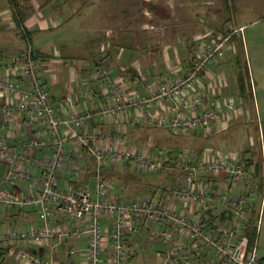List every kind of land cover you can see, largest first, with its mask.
<instances>
[{"label": "built area", "instance_id": "built-area-1", "mask_svg": "<svg viewBox=\"0 0 264 264\" xmlns=\"http://www.w3.org/2000/svg\"><path fill=\"white\" fill-rule=\"evenodd\" d=\"M227 39L201 38L185 73L140 85L115 81L98 62L92 76L98 98L65 113L52 104L30 45L0 64V210L35 216L0 232V247L18 264H55L57 248L66 254L62 264H129V239L140 232L156 244L158 264H264L246 234L251 223L258 234L264 209V174L260 188L250 158L210 149L151 155L106 128L142 120L189 135L231 119L232 100L207 99L198 88L223 58ZM121 163L138 175L171 178L126 196L112 191L104 175ZM88 170L92 190L81 179Z\"/></svg>", "mask_w": 264, "mask_h": 264}, {"label": "crops", "instance_id": "crops-1", "mask_svg": "<svg viewBox=\"0 0 264 264\" xmlns=\"http://www.w3.org/2000/svg\"><path fill=\"white\" fill-rule=\"evenodd\" d=\"M237 3L238 0H228L226 6L222 0H0V64L13 57L28 42L39 55L40 68L52 104L61 113L82 110L91 105V97L98 98L92 78L98 62H104L110 67L115 81L127 85H140L161 77H171L175 73H185L197 53L200 39L213 38L212 31L219 28V25H212V18L216 20L219 17L221 28L229 27L231 32L237 31ZM216 5L220 7L216 8ZM16 18L20 19L21 26L25 28L27 41L19 33ZM82 23L86 28L82 41H71L69 30L74 26L78 29ZM236 43H226L223 58L210 67L198 83V88L207 99L232 100L235 106L233 116L192 135L201 133L206 137L216 131L228 136L232 127L237 128L236 138L244 134L245 153L258 166L261 177L259 187L262 188L264 119L258 117V111H255L253 96L249 99L239 96ZM138 125L151 127L140 120L135 126L127 121H115L106 128L114 134L124 135L127 145L147 150L150 135L142 133L143 130L138 133ZM237 139L229 148L220 146L219 151L243 154L244 151L236 149L239 143ZM257 143L259 159L252 156L253 147ZM116 166H108L104 170L105 179L112 191H116L122 184L118 178L122 177L119 173L121 171H115ZM129 170L133 172L132 168ZM115 172L117 176L114 179L112 175ZM81 179L90 190L93 189L94 180L90 170ZM134 193L143 194V191ZM1 211L7 213H0V232L8 227L35 221V217L20 211L18 213L22 214H17L16 210ZM133 237L128 242L131 252L129 263H135L139 257L141 239L148 241L149 238L142 233L137 234L135 239ZM77 244L83 245L80 241ZM256 248L258 256L264 257V223L258 230ZM53 253L54 263L62 264L66 258L65 251L60 248Z\"/></svg>", "mask_w": 264, "mask_h": 264}, {"label": "rangeland", "instance_id": "rangeland-1", "mask_svg": "<svg viewBox=\"0 0 264 264\" xmlns=\"http://www.w3.org/2000/svg\"><path fill=\"white\" fill-rule=\"evenodd\" d=\"M218 5H216L215 7L216 8L220 7ZM235 15L237 18L235 23V27L237 28V31H236V36L234 35L235 36L234 38L235 41L237 42L236 44H237L238 57L236 59L235 58L233 59H235L237 62L239 61V64L243 67V69H245L246 81L249 84V86H251L250 89L252 91V96H253L252 102L255 101V111L256 110L258 111L257 114L258 117L264 119V0H238V3L236 4ZM211 20H212L211 22L213 23L212 25L215 26L219 25V28L217 27L218 29L215 28L216 30L212 31L213 37L223 38L225 34L231 33V29L229 27L221 28L222 21L219 20V17L216 18V20H214L213 18ZM73 28L75 29L73 30ZM73 28L69 30V35H68L69 39H71V41L75 40V42L82 41L81 39L83 38L85 34L84 30L86 29L84 28V24L82 23L78 27V29L75 26ZM57 32L59 33V31ZM7 60H3V61L7 62ZM251 104L253 105V103ZM137 127L138 128H136V131L139 130L138 133H140V130H143L141 131L142 133L147 134V136L150 135L149 145L146 147V149L148 153L151 155H157V153L161 151L162 149L161 147H163L164 149L172 151L173 155H176L177 153L183 151L192 150L193 154L197 156L206 147L218 149V151L220 150L219 149L220 146L226 148L232 145L233 143H235V139L237 138H238L237 142H239L236 147V149H238L237 151H241V150L242 152L244 151L243 154H241L240 152L241 156L243 157H247L246 155H248V153H245L246 142L243 140L244 134L241 133L240 137L236 138V131H238V129L237 128L235 129V127H232V129L229 130V133L227 134L228 136H225L226 133L224 135V132L221 133L216 131L213 132L210 131L211 132L209 134L210 136H206V137H204L205 134H201V133L200 134L197 133L194 135L187 134V135L179 136L176 134H171L165 131L164 129L145 127L143 125L142 126L138 125ZM254 141L256 142L255 139ZM253 150L254 152L252 153H254L255 156L254 155L252 156L257 157V159H259L258 143L253 147ZM248 161H250V163H253L252 165H254V159H248ZM3 170H4V165L3 163L0 162V178L3 175ZM118 170L121 172H119ZM115 171H118L122 175V177L119 178V180H121L122 182L129 180V182L131 183L133 181L136 182V179H138V177L135 176L132 171L128 170V166L124 165L123 163L117 165ZM128 172H131L135 177L128 176L127 174ZM108 176H110V174ZM112 176L113 178L114 176L116 177L117 176L116 172L113 173ZM153 177L154 176H148V175L141 176V178L144 179V182L146 181L150 182L151 180H155V178ZM116 181L120 185L119 181L118 180ZM120 188H122L121 185ZM115 190H119V188H116ZM136 194L137 193H133V196ZM16 212L17 214H22V213H18V211ZM0 213L6 215L7 212L6 211L2 212L0 210ZM15 214L16 213L14 212V216ZM26 214H30L32 218L35 217L33 212H27ZM263 219L264 217L261 216L259 228H262L263 226L264 223ZM5 227L8 226L6 225ZM148 237H149L148 241L141 239L142 245L140 249V255L135 263L131 262L129 264H158L157 258L155 257L156 244L154 243L153 239L150 238L149 235ZM56 250H60V248H57ZM3 263L18 264L15 259L11 258V255L9 253H7V255L3 258Z\"/></svg>", "mask_w": 264, "mask_h": 264}, {"label": "trees", "instance_id": "trees-1", "mask_svg": "<svg viewBox=\"0 0 264 264\" xmlns=\"http://www.w3.org/2000/svg\"><path fill=\"white\" fill-rule=\"evenodd\" d=\"M223 2L225 4V6L228 4V0H223ZM16 21H17V24H18L19 33H21L22 36L25 37L26 41H27L28 37L26 35L25 28H23L21 26L20 19L16 18ZM234 35L236 36V32H231L230 34H225L224 37L228 36L227 42H229V41L233 42V41H235V38H234L235 36ZM26 43H27L26 46L29 45L28 42H26ZM33 53H34L35 59L39 63V59H38L39 55H37V53L34 50H33ZM237 57H238V55H236L235 58H237ZM237 64H238L237 65L238 67H237V79H236V82H237V88H238L239 96L241 98H244V99H249V98L252 97V91L250 89L251 86H249V84L246 81L245 69H243V67L239 64V61L237 62ZM39 66H40V64H39ZM246 72H247V69H246ZM249 89H250V91H249ZM176 135L181 136L180 134H176ZM144 145H146V144H144ZM147 146H148V143H147L146 147ZM132 147H134L135 149H141L142 148L140 146H132ZM161 148H162L161 151L162 152L164 151L167 156H170V155L173 154L172 151L164 149L163 147H161ZM248 162H249V164H253V163H250V161H248ZM124 165L128 166V170L130 169V165L129 164H124ZM254 166H255V169H256L257 180L260 181L261 177H260V174H259L260 172L257 170L258 166L255 163H254ZM130 173L131 172L127 173L128 176H134L135 175V176L138 177V179H136V182L133 181V182L130 183L129 180L125 181V182L121 181L122 188H119V190H116V192L122 193V194H124L126 196H133L134 191H139V192L140 191H143V192L154 191L157 188L161 187L163 183H166V182L170 181V178H171V174L169 172H166V173H160V174L155 175V176L154 175H150V176H154L153 178H155V180H151L150 182H147V181L144 182V179L141 178V176H143V175H138L136 173H134V175H133L132 173L131 174ZM118 178H120V177H118ZM126 193H128L129 195L126 194ZM246 234H247L248 243H249L248 246H249V248H251V246L253 245L254 241L257 240V236H258V234L255 233V228H254L253 223H251L249 229L246 231ZM7 253H8V248L0 247V264H4L3 263V258L7 255Z\"/></svg>", "mask_w": 264, "mask_h": 264}]
</instances>
